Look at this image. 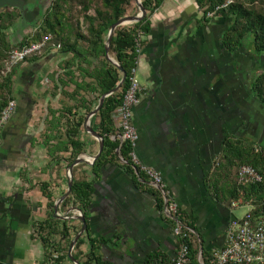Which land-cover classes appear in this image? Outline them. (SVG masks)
<instances>
[{"label": "crops", "instance_id": "obj_1", "mask_svg": "<svg viewBox=\"0 0 264 264\" xmlns=\"http://www.w3.org/2000/svg\"><path fill=\"white\" fill-rule=\"evenodd\" d=\"M26 5L35 7L33 2ZM149 20L139 63L146 84L133 111L140 136L137 152L142 162L162 173L192 223L196 264H210L213 252L225 246L228 229L252 208L212 190L208 177L227 135L264 149V103L252 91L254 78L264 72V53L224 49L220 27L227 28L231 19L218 12L204 17L196 0H164ZM33 30L18 19L8 38L17 34L21 40ZM79 47L83 53L49 47L16 72V108L0 128V264H49L52 247L44 243L39 224L50 218L66 221L69 235L51 234L50 239L62 249H57L61 264H75L68 252L82 228L79 212L72 210L77 206H64L65 197L54 209L67 191L70 151L52 156L49 147L65 139L67 125L76 127L81 117L77 137L85 146L79 156L86 160L74 165L73 176L91 181L93 192L87 227L72 254L85 260L90 238H103L98 251L107 264H172L178 239L149 181L117 160L93 170L99 141L86 129V107L93 110L99 101L89 72L101 61L86 56L85 41ZM245 55L252 58L251 65L241 60ZM243 80L248 84L243 86ZM242 88L248 98L239 97ZM248 99L253 101L249 112L238 108L235 116L226 113L228 106L245 105ZM95 115L90 118L93 128ZM48 136L53 139L47 141ZM242 207L248 210L240 214Z\"/></svg>", "mask_w": 264, "mask_h": 264}, {"label": "trees", "instance_id": "obj_2", "mask_svg": "<svg viewBox=\"0 0 264 264\" xmlns=\"http://www.w3.org/2000/svg\"><path fill=\"white\" fill-rule=\"evenodd\" d=\"M164 0H141L147 13L141 21L128 25H120L115 29L111 44L110 53L114 54L116 60L126 71L127 77L121 87L104 98V102L96 113L93 122L96 124V131L104 136V146L101 155L95 159L93 170L97 171L101 165L109 161H119L124 167L133 172L138 178H143L141 172L136 173L132 163L129 161V145L124 142L120 145L118 139H113L115 128L111 119V113L121 103L124 92L127 88L129 73L135 65L137 53L135 51V39L138 30L144 34L150 29L151 14L163 3ZM223 0H196L203 10L204 17L209 11L222 3ZM35 4L37 15L32 23L33 31L25 35L22 40L13 44L8 38V30L22 17V12L17 7H7L0 13V119L5 106L14 99L13 75L15 68L5 74H1L2 63H5L10 52L17 48L41 40L48 34L52 35L47 48L52 44H60L64 50L80 51L79 43L85 41L86 56L94 57L101 61L89 72L95 80V89L99 92L98 98L104 93L112 90L120 81L122 73L117 66L106 58L105 41L111 24L126 14L138 11L135 0H53L51 5L43 11L41 0H25L26 4ZM78 9V10H77ZM90 9L93 10L89 14ZM77 11V12H76ZM76 12V14H74ZM222 17L230 18L231 22L222 32L221 46L229 52L243 48L246 43L253 45L258 54L264 53V0H233L232 4L218 11ZM81 19L85 24L86 33L82 31ZM39 21V23H38ZM83 53V52H82ZM29 59V58H28ZM70 64L68 66L70 67ZM78 86H80L78 84ZM81 87V86H80ZM93 86H91L92 88ZM252 91L256 97L264 103V72L258 74L252 82ZM87 111L91 107L87 106ZM70 111V108L68 109ZM84 117H81L74 127L67 125L66 138H58V142L49 147L50 155L55 156L56 151H70L67 158L71 164L80 154L84 152L85 143L77 137L79 127L82 126ZM68 121V120H67ZM60 123V121H59ZM67 123V122H66ZM1 128V125H0ZM72 128V129H71ZM93 128V126H92ZM93 128V129H94ZM53 139L48 136L47 141ZM1 140V135H0ZM64 157L57 156V159ZM125 159L127 162H122ZM243 164L255 167L262 175V181L257 183L242 184L239 182L238 169ZM145 179V178H143ZM210 188L218 193L226 194L229 201L249 202L252 205V217L264 220V149L242 138H234L227 135L221 146L220 156L210 176L208 177ZM93 185L91 181L77 180L73 176L71 194L63 201V205L74 203L82 212L86 221L91 204ZM156 192V191H155ZM158 196V205L163 207V200ZM50 207L53 203H50ZM183 220L192 229L193 225L188 217L183 214ZM39 231L42 239L50 248L62 250L59 243L51 241V234H60L62 237L69 235V227L66 221L50 218L39 224ZM46 234V236H43ZM106 242L103 238H90V250L85 260L74 254L81 264H107L99 254L100 244ZM78 241L77 244H79ZM190 246V257L192 264L197 263L196 249L192 247L191 237L188 239ZM63 257L57 260L61 264ZM208 261V260H207Z\"/></svg>", "mask_w": 264, "mask_h": 264}, {"label": "built area", "instance_id": "obj_3", "mask_svg": "<svg viewBox=\"0 0 264 264\" xmlns=\"http://www.w3.org/2000/svg\"><path fill=\"white\" fill-rule=\"evenodd\" d=\"M232 2L233 0H223L214 10L209 11L206 16H212L220 9L230 6ZM143 37L144 32L138 30L135 39V51L138 54L135 65L130 70L128 76L129 82L122 101L111 113V119L116 132L113 135L115 137L113 139H118L120 145L124 142L128 143L129 161L132 163L136 173L140 171L143 178L149 181V184L158 192L163 200V207L160 210L172 221V232L178 239V249L172 264H192L188 239L193 235L194 230L184 222L183 212L174 198L171 189L165 183L162 173L142 162L137 152L140 136L134 123L133 111L134 107L140 102L144 91V87L138 78ZM51 38L52 35L48 34L39 41L32 42L22 48L13 49L6 59L7 68L15 66L29 57L38 55L46 50ZM51 47H60V44H52ZM15 108L16 101L13 99L2 111L1 126L11 116ZM122 162L127 161L122 159ZM238 178L242 184L257 183L263 179L258 170L249 164H243L239 167ZM250 211L242 217L236 226L228 229L225 246L213 252L210 264H264V220L252 217ZM60 256L61 253L52 248L48 259L49 264H56Z\"/></svg>", "mask_w": 264, "mask_h": 264}, {"label": "water", "instance_id": "obj_4", "mask_svg": "<svg viewBox=\"0 0 264 264\" xmlns=\"http://www.w3.org/2000/svg\"><path fill=\"white\" fill-rule=\"evenodd\" d=\"M138 8H139V11L137 14L135 15H125L121 18H119L116 22H114L113 24H111L110 26V29L108 31V34H107V38H106V41H105V51H106V58L112 63L114 64L115 66L118 67V69L120 70V72L122 73V77L120 79V81L118 82V84L112 89L110 90L109 92L107 93H104L100 96L99 98V101H98V104L97 106L91 110L88 115H87V118H86V122H85V125H86V129L90 132V134H92L94 137H96L99 141V151L98 153L96 154V156H94L93 160H95L96 158H98L102 151H103V146H104V136L99 133L98 131H96L95 129H93L91 126H90V118L95 115L99 109L101 108L103 102H104V98L106 96H108L110 93H113V92H116L120 87L121 85L123 84V82L125 81L126 79V76H127V73L126 71L122 68V66L119 64V62L117 60H115L113 57L110 56L109 54V50H110V44H111V41H112V38H113V35H114V32H115V29L120 26V25H124V24H127V23H134V22H138V21H141L143 19V17L146 15L147 11L145 9V7L143 6L141 0H135ZM6 6H9V7H17L19 8L21 11H22V14H23V17H24V20L27 22V23H31L34 19V14L33 12L30 10V8L26 5L25 3V0H0V8L2 7H6ZM85 157L84 156H78L69 166H68V185H67V191L65 192V194L56 202L55 204V211L58 210V205L61 203V201L67 197L68 195L71 194V191H72V185H73V167L74 165L82 162V161H85ZM92 160V161H93ZM72 210H77L79 212V214H77L76 218L80 219L82 221V228L80 230V232L77 234V236L72 240L71 242V245H70V249H69V252H68V258L70 260H72L75 264H81L75 257L74 255L72 254V250H73V247L75 246L78 238L80 237L81 233L86 229L87 227V223H86V219L85 217L83 216L81 210L78 208V207H74Z\"/></svg>", "mask_w": 264, "mask_h": 264}, {"label": "rangeland", "instance_id": "obj_5", "mask_svg": "<svg viewBox=\"0 0 264 264\" xmlns=\"http://www.w3.org/2000/svg\"><path fill=\"white\" fill-rule=\"evenodd\" d=\"M52 1L53 0H41V8H42V10L43 11H45L50 5H51V3H52ZM135 4H136V2H135ZM136 6H137V4H136ZM7 7H9V6H6V7H2V8H0V9H2V10H6L7 9ZM10 8H12V7H10ZM137 8H138V6H137ZM78 10V9H77ZM32 12H33V14H34V19L36 18V15H37V10H36V8H34L33 10H31ZM138 11H139V8H138ZM138 11L137 12H132V13H128V14H126V15H135V14H137L138 13ZM22 12V11H21ZM77 12V11H76ZM76 12L74 13V14H76ZM24 17H23V14H22V17H20L19 19H23ZM33 19V20H34ZM33 22V21H32ZM31 22V23H32ZM27 23V22H26ZM38 23H39V21H38ZM28 24H30V23H27V25ZM128 24H131V23H127V24H124V25H128ZM25 28H27L28 26H24ZM226 29V26H221L220 27V34L222 35V32L224 31ZM221 35H220V40H221ZM18 38H19V36L16 34V35H12L11 34V36H10V38H9V40L13 43V44H16L17 42H19L20 41V39L18 40ZM107 38V37H106ZM22 40V39H21ZM15 48H17V47H15ZM242 50H245V51H247V50H249L251 53H256L255 52V49H254V47H253V45H251V44H247L246 43V45L243 47V48H241ZM109 54H110V56L111 57H113L115 60H116V58H115V56H114V54H112V53H110V51H109ZM241 60H243L244 62H245V64L246 65H248V64H252V58L251 57H248L247 55H245V56H243L242 58H241ZM25 61H23V62H20V63H18V64H16L15 66H12V67H10V68H7V66H6V61H5V63H2L3 65H2V71H1V74H5L3 71L4 70H6V71H8V70H10V69H12V68H15V73H14V75H13V81L15 80V75H16V72L18 71V69H19V67H20V65L22 64V63H24ZM222 75L224 74V73H221ZM138 78H139V80H140V82H141V84L142 85H145L146 84V79H145V76L142 74V72H141V68H139V71H138ZM247 85L248 83H247V81L245 82V80H243V86L244 85ZM242 86V87H243ZM243 89H246V88H242V90H241V92L239 93V97L241 96V93H242V95L244 96V97H247V92H245V90H243ZM247 90V89H246ZM229 91V90H228ZM238 91H236V93H237ZM238 94V93H237ZM246 95V96H245ZM248 98V97H247ZM247 98H245V99H247ZM245 99H244V102H245ZM228 100H230V98H228L227 99V101ZM248 101H249V103H248ZM252 102L253 101H250V99H248L247 100V103H245V105L242 103V104H240V106H237V105H231V106H228L227 107V109H226V113H228V114H230L231 116H235L234 114H235V112L238 110V108H239V111L241 112V113H245V112H249V109H251L252 108V106H253V104H252ZM248 210V207H242L241 208V211H240V214H242V213H245L246 211Z\"/></svg>", "mask_w": 264, "mask_h": 264}]
</instances>
